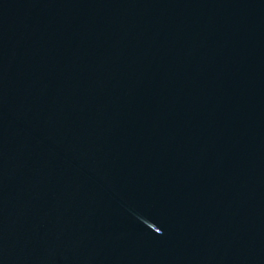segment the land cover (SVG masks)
Segmentation results:
<instances>
[{"label": "water", "instance_id": "water-1", "mask_svg": "<svg viewBox=\"0 0 264 264\" xmlns=\"http://www.w3.org/2000/svg\"><path fill=\"white\" fill-rule=\"evenodd\" d=\"M0 264H264V0H0Z\"/></svg>", "mask_w": 264, "mask_h": 264}]
</instances>
